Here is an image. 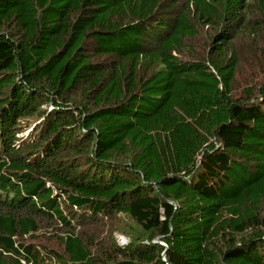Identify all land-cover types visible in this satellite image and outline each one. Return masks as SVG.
<instances>
[{"label": "trees", "instance_id": "trees-1", "mask_svg": "<svg viewBox=\"0 0 264 264\" xmlns=\"http://www.w3.org/2000/svg\"><path fill=\"white\" fill-rule=\"evenodd\" d=\"M0 264H264V0H0Z\"/></svg>", "mask_w": 264, "mask_h": 264}, {"label": "built area", "instance_id": "built-area-1", "mask_svg": "<svg viewBox=\"0 0 264 264\" xmlns=\"http://www.w3.org/2000/svg\"><path fill=\"white\" fill-rule=\"evenodd\" d=\"M117 239L120 245H123L126 243V241L122 237H118Z\"/></svg>", "mask_w": 264, "mask_h": 264}, {"label": "rangeland", "instance_id": "rangeland-1", "mask_svg": "<svg viewBox=\"0 0 264 264\" xmlns=\"http://www.w3.org/2000/svg\"><path fill=\"white\" fill-rule=\"evenodd\" d=\"M240 79H241V78L238 76V80H240ZM121 237H122V236H121ZM123 239L126 240L127 238L125 239L124 236H123Z\"/></svg>", "mask_w": 264, "mask_h": 264}, {"label": "water", "instance_id": "water-1", "mask_svg": "<svg viewBox=\"0 0 264 264\" xmlns=\"http://www.w3.org/2000/svg\"><path fill=\"white\" fill-rule=\"evenodd\" d=\"M155 242H156V243H159V244H162V243H160V242L158 241V239H157V240H155Z\"/></svg>", "mask_w": 264, "mask_h": 264}]
</instances>
